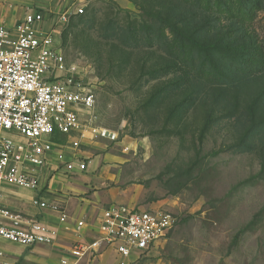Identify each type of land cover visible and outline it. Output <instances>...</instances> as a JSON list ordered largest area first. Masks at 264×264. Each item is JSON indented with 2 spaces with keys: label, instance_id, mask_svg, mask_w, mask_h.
Wrapping results in <instances>:
<instances>
[{
  "label": "rangeland",
  "instance_id": "rangeland-1",
  "mask_svg": "<svg viewBox=\"0 0 264 264\" xmlns=\"http://www.w3.org/2000/svg\"><path fill=\"white\" fill-rule=\"evenodd\" d=\"M69 2H59V9L83 6L84 12L61 27L52 26L58 7L29 9L44 15L53 27L56 47L68 63L77 65L82 83L92 91L95 105L90 117L83 112V119L116 133L113 142L84 133L76 149L68 138L57 141L64 151L58 163L68 155L69 162L86 164L83 172L69 177L83 181L77 185L85 187V196L92 200V223L111 205L169 213L174 219L170 231L134 264H264V143L250 153L235 152L232 145L239 136L234 119L215 115L205 131L208 107L198 103L173 114L185 102L182 93L150 102L168 78L151 80L148 74L168 59L145 42L130 49L103 37L104 29L113 25L147 24L138 7H146V0ZM224 24L232 25L230 29L242 26L235 21ZM248 24L243 32L261 46L259 59L264 63V0ZM241 34L233 36L238 45H243ZM216 103L210 101L209 107ZM114 259L108 250L93 254L89 264H117ZM18 264L43 263L20 257Z\"/></svg>",
  "mask_w": 264,
  "mask_h": 264
},
{
  "label": "built area",
  "instance_id": "built-area-1",
  "mask_svg": "<svg viewBox=\"0 0 264 264\" xmlns=\"http://www.w3.org/2000/svg\"><path fill=\"white\" fill-rule=\"evenodd\" d=\"M54 12L55 28L67 24L73 15H82L84 9L66 7ZM52 26L36 10L25 13L11 29L0 24V191L3 184L39 189V171L47 167L48 155L56 148L52 142L55 135L70 139L72 149L79 147L84 133L95 139L116 140L115 132L92 127L90 120L83 119V112L90 117L95 100L90 87L82 83L77 65L68 63L56 47ZM15 135L21 141L15 140ZM61 157L59 153L57 158ZM63 165L66 173L86 169L81 160ZM33 205L57 212L62 223L68 218L56 204L34 199ZM173 223L165 211L111 205L98 219L97 238L71 254L79 258L110 248L117 264H134ZM83 225L78 222L77 228ZM50 236V229L41 222L25 223L19 215L0 207L1 240L30 248L51 244ZM0 264L17 262L0 251Z\"/></svg>",
  "mask_w": 264,
  "mask_h": 264
},
{
  "label": "trees",
  "instance_id": "trees-1",
  "mask_svg": "<svg viewBox=\"0 0 264 264\" xmlns=\"http://www.w3.org/2000/svg\"><path fill=\"white\" fill-rule=\"evenodd\" d=\"M146 1V7L139 3L138 7L144 10L147 24L113 25L104 29L103 37L130 49L145 42L147 48H156L168 59L166 65L148 74L151 80L168 78L150 102L157 104L167 96L182 93L185 102L173 114L191 110L199 103L208 107L203 130H208L209 120L215 115L233 118L238 124V143L232 145L235 152L250 153L262 145L264 63L259 59L261 46L243 32L260 8V0ZM226 21L242 26L230 29L232 25L224 24ZM236 32H242L239 38L243 45L235 43ZM214 99L217 103L209 107Z\"/></svg>",
  "mask_w": 264,
  "mask_h": 264
},
{
  "label": "crops",
  "instance_id": "crops-1",
  "mask_svg": "<svg viewBox=\"0 0 264 264\" xmlns=\"http://www.w3.org/2000/svg\"><path fill=\"white\" fill-rule=\"evenodd\" d=\"M59 2H63L62 5L70 3L69 0H32L31 2L30 0H0V24L11 29L25 13L30 11L29 7L31 5L42 9L48 7V9H54L56 7L59 8ZM64 137L55 135L52 138L56 148L48 155L47 167L39 171L40 184L38 190L31 191L9 184L2 185L0 191L1 208L19 215L25 223L28 221L41 222L51 231V244L36 245L30 248L21 247L23 249H19L17 245L0 239V251L6 257L15 260L17 264L20 257L26 262L37 260V262L43 264H89L91 262L93 254L78 258L71 253L79 245L89 244L97 238V224L101 213L98 214L94 223H92V200L85 196V187L77 185V183L83 181L79 176L78 178L69 177L81 172L76 170L72 173L65 172L63 164L64 162H69L70 156L68 155H66V160L62 163L57 161V155L64 152L60 150L62 146L57 141ZM14 138L17 141H21V138L16 135ZM34 199H38L48 205L56 204L60 206L68 217L66 222H60L57 212L49 208L40 209L33 205ZM81 221H83L84 225L77 228V223ZM25 249H29L30 253H25ZM108 250L112 249H101L98 253L104 254ZM114 260L117 262L116 254Z\"/></svg>",
  "mask_w": 264,
  "mask_h": 264
}]
</instances>
